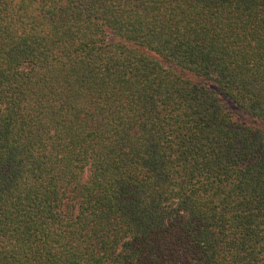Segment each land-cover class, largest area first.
Masks as SVG:
<instances>
[{"label": "trees", "instance_id": "16d2710c", "mask_svg": "<svg viewBox=\"0 0 264 264\" xmlns=\"http://www.w3.org/2000/svg\"><path fill=\"white\" fill-rule=\"evenodd\" d=\"M0 264H264V0H0Z\"/></svg>", "mask_w": 264, "mask_h": 264}]
</instances>
